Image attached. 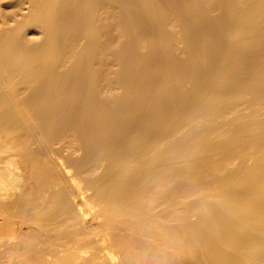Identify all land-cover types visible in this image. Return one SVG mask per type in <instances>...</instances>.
Instances as JSON below:
<instances>
[{"label":"bare ground","instance_id":"obj_1","mask_svg":"<svg viewBox=\"0 0 264 264\" xmlns=\"http://www.w3.org/2000/svg\"><path fill=\"white\" fill-rule=\"evenodd\" d=\"M31 8V14L15 26L0 18V138L7 128L28 127L31 133L41 134L37 147L28 151L36 163L45 160L38 157L40 153H48L45 158L54 162L58 173L49 176L42 171L39 181L44 192L31 194L35 203L20 212L25 220L9 215L12 235L7 242L0 243V250L4 246L0 261L9 253L8 264H177L179 255L186 259L196 257L197 264H264V141L261 139L249 148L245 144L231 146L229 137L221 144L217 142L219 145L216 141L211 145L212 139L205 138L222 129L227 131L228 127L243 128L245 123L233 125L225 117L219 123L210 119L223 116L220 113L230 108L234 111L246 96L264 90V86L249 84L253 79L264 78V0H31ZM217 9H220L218 14L203 15L205 11L213 14ZM171 18L182 24L193 19L194 35L191 32L187 35L193 38L188 39L192 42L191 56L204 61L201 64L187 58L186 63L179 57L174 58L168 50L173 68L169 65L167 77L162 70L154 72L155 69L152 75L147 68L154 62L166 61V51L161 59L163 50L153 45L154 52L159 54L150 60V54H146L149 57L143 62V58L139 61L135 55L154 40L158 43L175 39L173 29H169ZM32 25L43 27L44 37L38 42L27 37ZM113 28L126 38L122 42L118 40L120 43L116 41L118 45L114 44V39L119 37L114 38ZM82 39H85L83 44ZM168 41L164 44H169L167 47L172 44H167ZM113 49L118 51L115 55ZM110 53L115 58L117 55L124 65L116 79L110 77V69L106 75L104 68L99 67L100 63L106 64ZM259 66L261 69L257 70ZM204 77L215 78L213 84L234 80L235 85H217L202 92L206 102L193 101L195 105L187 106L194 94L188 93L191 95L188 97L185 87ZM113 80L121 85L123 92H113L116 90ZM158 85L160 89L172 85L175 90L161 89L164 92L159 94L161 91L156 93ZM230 90L235 93L234 100L224 101L222 92ZM220 94L223 100L219 98V103H207L208 97L216 99ZM254 99L262 103L259 97ZM151 103L156 106H149ZM179 111L183 118L187 112L192 117L189 119H208L213 123L203 121L204 124L188 130V127L184 129L186 120L182 118L184 122L174 121L176 125L170 128L160 126L164 119L175 117ZM182 128L190 131L186 134L188 139L184 136V139H175L179 130L183 132ZM260 132L264 137V128ZM67 133L70 141L83 151L82 155L71 158L59 154V148V152L56 147L57 152L54 151L52 145ZM257 135L245 139L251 140ZM206 139H210L208 144ZM162 141L169 144L163 147ZM193 145L200 147H195L200 150H195L199 156L203 149L213 152L218 148L224 158H238L248 153H253L255 158L251 163H241L225 179L222 175V179L211 181L206 170L219 171L224 169V164H210V168L202 157V162L200 157L194 161L191 155L196 153L189 152ZM52 154L58 156L56 161ZM185 154H191L188 158L193 157L194 162H179ZM7 159L0 167L3 203L7 195L16 194H10L11 191L7 194L8 189H17L23 184L21 174L14 170V162ZM230 181H237L239 189L223 188L222 193L218 189L229 201L219 200L221 204L217 202L204 209L207 203L203 198L194 207L200 210L202 207L204 216L199 219L190 216L179 226L172 223L173 217L179 215L181 195H189L197 186L217 190ZM91 188L97 199L89 205L98 206L102 216L108 215L97 226L87 222L86 212L76 199L75 189L87 200L86 193ZM157 203L169 208L168 217L165 216L168 220L158 218ZM116 229L123 233L111 241L109 234ZM97 235L105 244L103 254L88 249ZM162 247L173 251L163 252ZM106 256L109 263L104 261Z\"/></svg>","mask_w":264,"mask_h":264},{"label":"rangeland","instance_id":"obj_2","mask_svg":"<svg viewBox=\"0 0 264 264\" xmlns=\"http://www.w3.org/2000/svg\"><path fill=\"white\" fill-rule=\"evenodd\" d=\"M31 0H0V18L1 17H3L4 18V21L5 22H7V24H9V26L10 25H16V24H18L19 22H21L24 18H26L27 17V15H29V13L31 14ZM217 11H219L220 12V9H217L216 10V12H214L213 14L211 13V12H209V11H205V12H203V15L205 16V17H208V16H210V15H214V14H218L217 13ZM209 12V13H208ZM205 13V14H204ZM209 14V15H208ZM2 19V18H1ZM176 18H171V22L169 23V24H171L170 25V27H172V28H169V29H173L172 31H174V33H175V39H169L171 42H169L168 40H166V41H168L167 42V44L168 43H172L171 44V46L173 47V48H175L176 50H174L171 46H169V47H167L168 45H164L165 44V42L166 41H161V42H158V43H156L155 42V40H154V42L156 43V45L155 44H153L152 42V44H151V46H150V44H146L148 47H146L147 48V50H146V48H144L145 50H143L142 49V47H141V51H140V53H138V54H136L135 55V57H137V59L140 61L142 58H143V60H141V62H143V61H146L147 60V57H149L148 55L150 54V57H149V60H150V58H155L156 57V55L157 54H159V53H155L154 51V47H152L153 45L154 46H156V47H159L160 49H162L163 51H161L162 53H163V56H159V58L161 57V59H163L165 56H164V52H165V54H167V57H165L166 59H164V60H166V61H162L161 59V62L159 61V63H158V61H157V63L158 64H154V68L152 67V65L150 64V66L152 67V68H147V70L149 71V72H151V74H152V72L154 71V69H155V71L154 72H156L157 70L158 71H160V70H162L163 71V73L165 74V76H166V74L167 73H169V70L170 69H168V67H169V65H170V67L169 68H173L172 66H174V65H172L171 66V64H172V60H171V58L169 57L170 55L168 54L169 52H170V54H172V56L173 55H175V57L174 58H178L179 57V59H180V61L183 59L184 60V62L186 61V63H188L189 62V60L190 59H192V61H193V58H194V62H197V63H201V64H203V61H204V59L203 58H201V57H196V56H191L192 55V53H191V50H190V47H191V45H190V40H188V39H191V37H192V35L191 34H193L194 32H192V31H194V27H195V23H194V21H193V19H192V21H187V23L185 24V22L182 24L181 22H179L178 20L176 21V22H178L177 24H176ZM193 22V23H192ZM179 23H181L180 25H178ZM33 26V27H32ZM32 26H30L29 28H28V32H27V37L31 40V41H35V42H38L39 40H41L43 37H44V30H43V27L42 26H38V25H32ZM36 26V27H35ZM174 26V27H173ZM184 27H185V29H187V32H185L186 30L184 29ZM182 28V29H181ZM116 29V28H115ZM114 28H113V30H112V34L113 35H115L114 36V38H116V37H119V39H114L115 40V42H114V44H117L118 45V43H116V41H125L126 40V38L124 37V38H122L123 36H122V34H121V32L117 29V30H115ZM115 31H116V33H115ZM120 34H119V33ZM182 32H184L185 33V35L184 34H182ZM188 32H191V36L189 37V36H187L189 33ZM118 35V36H117ZM194 35V34H193ZM231 33H229V36L231 37ZM120 36H121V38H120ZM183 36V37H182ZM186 36V37H185ZM121 39V40H120ZM193 39V38H192ZM191 39V40H192ZM101 40H104V37H103V39L101 38ZM173 40V41H172ZM83 41V42H82ZM118 41V42H119ZM186 41V42H185ZM80 42H82L81 44H83L84 42H85V39H82ZM120 43V42H119ZM192 43V42H191ZM186 44V45H185ZM116 45V46H117ZM145 45V46H146ZM175 45V46H174ZM115 46V47H116ZM144 46V47H145ZM161 46V47H160ZM114 47V48H115ZM118 47V46H117ZM120 47L122 48V45H120ZM152 47V48H151ZM184 47H185V49H184ZM119 48V47H118ZM151 48V51L149 50ZM169 48V49H168ZM173 50H172V49ZM188 48H189V50H188ZM167 49V50H166ZM117 50V49H116ZM115 50V51H116ZM121 49L119 48V51H120ZM153 50V51H152ZM165 50V51H164ZM168 50H169V52H168ZM171 50V51H170ZM115 51H114V49H113V52H114V55L116 54L115 53ZM158 51H160V50H158ZM186 51V52H185ZM116 52H118V51H116ZM150 52V53H149ZM151 52H152V54H153V57L151 56ZM160 52V53H161ZM175 52V53H174ZM143 53V54H142ZM177 53V54H176ZM190 53V54H189ZM146 54H148V55H146ZM113 55V53H110L108 56V58L106 57V64H103V63H100L99 64V67L100 68H104V70H103V72H105L106 73V71H109V69H110V74H112L110 77H118L117 75V73H119L120 72V70H122L123 68H124V65H123V67H122V64H120V61H119V58L117 59V55H116V58H115V56ZM145 55V56H144ZM155 55V56H154ZM162 55V54H161ZM177 55V56H176ZM189 55H190V57H189ZM138 57H140V58H138ZM146 57V58H145ZM157 58H158V56H157ZM189 60H188V59ZM195 58H197V59H195ZM200 58H201V60H200ZM178 59V60H179ZM186 59V60H185ZM203 59V60H202ZM182 60V61H183ZM196 60H199V61H196ZM188 61V62H187ZM171 64H170V63ZM102 64V65H101ZM168 64V65H167ZM167 65V66H166ZM108 68V70H106L107 68ZM166 68V69H165ZM144 69H145V67H144ZM152 69V70H151ZM163 69H165V70H167V72L165 71L164 72V70ZM259 69H261V67L259 66V68H257V70H259ZM119 70V71H118ZM162 71H161V76L162 77H165L164 75H163V73H162ZM139 72V71H138ZM138 72H136V73H138ZM153 72V73H154ZM108 73V74H109ZM109 74V75H110ZM116 74V75H115ZM155 74H160V73H155ZM105 75V74H104ZM103 75V76H104ZM106 75H107V73H106ZM105 75V76H106ZM108 75V76H109ZM115 75V76H114ZM152 75H154V74H152ZM168 75V74H167ZM167 77V76H166ZM113 78V79H114ZM208 78H210V77H207V79L204 77V80H198L196 83L193 81V82H190V83H188V85L190 86H188L187 85V87H185V88H187V89H185L186 90V93L188 94V93H190V94H194V96H193V98H192V101H190V102H188V103H186V105L188 106V104H190V106H192V105H195V104H192V102L193 101H195L194 103H198L200 100H203L204 102H206L205 100V97H204V99H203V93L202 92H205L206 90H211V89H213L215 86H217V85H221V86H225V87H231V86H234L235 85V81L234 80H224V81H222V80H220V82H218V83H215V84H213L214 83V81L213 80H215V78H213V77H211L210 79H208ZM213 78V79H212ZM116 79V78H115ZM118 80V79H117ZM206 80V81H205ZM208 80V81H207ZM211 80V81H210ZM114 81V85H116V86H119L120 84L117 82V84H119V85H117L116 84V82H115V80H113ZM200 82V83H199ZM192 83H193V85H192ZM251 83H253L252 85L254 86V87H261V86H264V78H256V79H253V80H251V81H249V84L251 85ZM198 84V85H197ZM234 84V85H233ZM160 85H162V84H160ZM160 85H158V87H156V89H158L159 88V86ZM163 85H164V83H163ZM191 85L193 86V87H191ZM114 87L113 86V88H116V90H112L113 92H116L117 91V93H121L120 92V90L123 92V89H122V87H121V85L117 88V87ZM157 86V85H156ZM172 85H169V86H164V87H166V88H164L163 86V88L161 87V89L163 90H165V89H168V88H170V90H175V88H173V87H171ZM174 86H177V85H174ZM120 88V89H119ZM171 88H173V89H171ZM190 88V89H189ZM155 88H154V90H156ZM161 89L159 88L158 90L159 91H155L156 93H158V92H160L161 91ZM185 90H183L182 91V93H183V95L185 94L186 95V93H184V91ZM167 90H165V92H166ZM190 91H192V92H190ZM194 91V92H193ZM201 91V92H200ZM263 91L264 90H261L260 92H258V94L257 95H248V96H246V97H248V98H246V99H248V100H246L245 98L243 99V101L242 102H240V103H238L239 105H237L236 106V108L234 109V111H232L233 109L232 108H230L231 109V111L229 112V110H227L228 111V113H226L227 111H224V112H221L220 114H226V115H224L223 114V116H222V118H220L221 116H220V114H219V116L220 117H216V116H214L215 118V120L214 119H210V120H212L214 123H219V119L222 121V119L225 117L226 119H224L225 121H227V122H229V123H233V125H234V123H237V124H240V123H242V124H244V126H243V128H239V129H235V128H226V130L227 131H223V130H225V129H222V130H219L217 133H214V134H209V135H206L207 137H205V136H203L202 137V139L205 141V139H204V137L205 138H210V139H212V140H210V139H206V144H208L207 142L210 140V143L209 144H211V142L213 143V142H215V144L216 145H219V144H221V142H223L224 141V139L225 138H230V141H228V143L231 145V146H233V147H237V146H239V145H241V144H245L247 147H249V148H253V147H255L258 143H260V141H261V139L264 141V137L263 136H260L258 133L264 128V105H262V104H264V93H263ZM105 92V91H104ZM164 92V91H163ZM163 92L161 91V93H159V94H163ZM228 92H230V93H228ZM228 92H222V93H224L223 95L225 96H223V95H219V97H217L216 96V99H214L213 97H206L208 100H207V103L208 104H210V105H216L217 103H219L220 101H219V98L220 99H222L223 100V98H224V101H226L227 99H229V101L234 97L235 98V96H234V92L233 91H228ZM182 93H181V96H182ZM201 93V94H200ZM234 93V94H233ZM190 94H188V97H190L191 95ZM261 94V95H260ZM185 95H184V97H185ZM190 95V96H189ZM202 95V96H201ZM207 95V94H206ZM209 95V94H208ZM233 95V96H232ZM259 95V96H258ZM205 96V95H204ZM213 96V95H212ZM215 96V95H214ZM223 96V98H221V97ZM252 96V97H251ZM263 96V97H262ZM186 97H187V95H186ZM250 97V98H249ZM254 97H259L260 99H261V102L262 103H259V102H257L256 101V99H254ZM218 98V99H217ZM234 98H233V100H234ZM246 101V102H245ZM253 101V102H252ZM260 101V100H259ZM250 102V103H249ZM255 103V104H254ZM241 104V105H240ZM153 104L151 103L149 106H152ZM257 105V106H256ZM154 107L156 106L155 104L153 105ZM152 106V107H153ZM256 107V108H255ZM258 107V108H257ZM261 107H263V108H261ZM234 108V107H233ZM250 108H253V109H250ZM260 108H261V110H260ZM237 109V110H236ZM244 109V110H243ZM258 109V110H257ZM236 110V111H235ZM239 110V111H238ZM252 110V111H251ZM247 111V112H246ZM251 111V112H250ZM262 111V112H261ZM184 112V111H183ZM186 112V111H185ZM239 112H241V113H239ZM245 112V113H244ZM257 114H256V113ZM182 114V112L180 113V111L178 112V113H176L175 115L177 116H175L177 119L175 120V119H172V118H175V117H173L172 116V118H168V119H164L162 122H161V127H163V129L164 128H170V126H175L176 125V122H184L183 121V119L184 120H186V122L183 124L184 125V129H185V127H188L187 129L188 130H191L192 129V127H195V126H197L198 124H208L209 123V121H208V119H206V120H204V119H200V120H193V119H191L192 117H191V115H189L187 112L186 113H183V114H185V117L183 118V116L181 115ZM263 114V115H262ZM260 115V116H259ZM187 117V118H186ZM189 117H191L190 119H189ZM183 118V119H182ZM254 118V119H253ZM189 119V120H188ZM229 119V120H228ZM202 120V121H201ZM174 121H176V122H174ZM203 121H204V123H203ZM212 121H210V123H213ZM224 121V122H225ZM232 121V122H231ZM234 121V122H233ZM206 122H208V123H206ZM224 122H223V124H224ZM226 122V123H227ZM209 123V124H210ZM225 123V124H226ZM222 124V123H221ZM237 124L235 125V127L237 126ZM214 125H216V124H214ZM219 124H217V126H218ZM233 125H231V124H229V126H232V127H234ZM227 126H228V123H227ZM190 127H191V129H190ZM186 129V132L183 130V128H182V130H183V132H182V130H181V132L182 133H180V130L176 133L177 135H175V139L177 138V139H181V138H183V136H184V138L186 137L187 139H188V132H190V131H188ZM235 129V130H234ZM223 132V133H222ZM225 132V133H224ZM184 133H185V135H184ZM192 133V132H191ZM221 133V134H220ZM261 133V132H260ZM69 134L70 133H67V134H65L64 136H62L61 138H59V139H57L56 141H55V143L52 145V148L53 149H55V147L58 149H60V153L59 154H62V156L63 155H68L69 157H73V158H76L77 156H80V155H82V153H83V151L81 150V149H78L75 145H74V143H72L71 141H70V139H69ZM187 134V135H186ZM258 134V135H257ZM189 135H190V133H189ZM210 135H212V137L210 136ZM227 135V136H226ZM250 135H257L255 138H253V139H245V138H247V137H249ZM42 135L41 134H39V133H31V131H30V129L28 128V127H24V128H7V129H5L4 131H3V135L1 136V138H0V157L2 158H0V167L1 166H3V164H4V160H5V162L8 160L7 158H9V160L10 161H13L14 163H13V166H14V170H16L15 172H19L18 174L20 175V177L21 178H23L22 180H23V184H21L22 186L19 188V187H17V189L15 188V190H14V188L13 189H8L6 192H7V194H9V191H11L10 192V194L11 193H16L14 196H9L8 197V195H7V197L5 198V203H3V202H1V194H0V243H2V242H7L6 240L8 239V236H10V235H12L11 234V232H10V229H9V226H8V220L10 219L9 218V215H11L13 218H15L16 220H20V221H22V220H25L24 219V217H22L21 216V214H20V212L21 211H23V209H25L26 207H28V206H31V205H33V203H35V197L34 198H32L33 196H34V194H40L41 192H44V190L42 189V185H41V180L39 181V178H40V175H41V173H42V171L43 170H45L46 172H48L47 174L50 176V175H53V173H55V172H57L58 173V170H57V168H56V165L54 164V162H52V161H50L49 159H46L45 157L46 156H48V155H46V154H48V153H40L39 155H38V157L40 158V159H45V160H39L38 162L39 163H36V161H35V159H33V155H31V153H29V151H30V148L32 149V147H34V148H36L37 147V142H38V140H39V138L41 137ZM174 136V135H173ZM178 136V137H177ZM181 136V137H180ZM209 136V137H208ZM190 137V136H189ZM183 138V139H184ZM228 138V139H229ZM170 139V138H169ZM173 139H174V137H173ZM172 138L170 139V141H172L173 140ZM182 139V140H183ZM164 140H166V141H169V140H167V139H164ZM201 140V139H200ZM166 141H162L161 143H163V147H164V144H169V143H166ZM169 141V142H170ZM262 141V142H263ZM219 144H218V143ZM214 144V147L216 146ZM228 144V145H229ZM199 145V144H198ZM198 145H193V146H191L190 148H189V150H188V148H187V150L192 154L193 152H195V150L196 151H200L199 149H200V147H198ZM203 145H204V143H203ZM202 145V146H203ZM212 145V144H211ZM197 146V147H196ZM199 148V149H196V148ZM33 148V149H34ZM57 149H55L54 151H56ZM59 149H58V152H59ZM216 149V148H215ZM29 150V151H28ZM201 150H202V148H201ZM205 151V149H203V152ZM209 151V150H208ZM57 152V151H56ZM189 152H187V153H189ZM202 151H201V155L199 156L196 152V154H188V155H186L183 159L181 158V160L179 161V162H181V163H183V161H184V163L186 162H194V161H196L195 159H198L199 157V161H201V157L202 158H204V159H206V161H208L207 163H209V166H208V164H207V166L208 167H210V164H212L211 166H213V165H215V163H220V162H222V164H224V169H222V170H219V171H215V169H212V170H206V176H208V179L210 178V180L211 181H217V179L216 178H218V180H219V178L222 176V175H224V179L227 177L226 176V174L227 175H230V174H232L233 172H234V170H236L237 168H238V166L241 164V163H243V162H247V163H251L252 161H253V159L255 158V155L253 154V153H248V154H246L245 156H241V157H238V158H235V157H232V158H224V156L222 155V152L221 151H218V148H217V151H213V152H211V151H209V152H207V151H205V153H203ZM220 152V153H219ZM186 153V152H185ZM202 153H203V155H202ZM199 154H200V152H199ZM52 155H54V154H52ZM56 155H58V153H56ZM56 155H54L55 157H53L52 156V158H56L55 159V161L57 160V157L58 156H56ZM193 156L192 158L194 159V161H191V159L189 160V156ZM50 156V155H49ZM184 156V155H183ZM71 157V158H72ZM4 158H6V159H4ZM189 161H188V160ZM203 159V160H204ZM186 160V161H185ZM2 161V162H1ZM59 161V160H58ZM198 161V160H197ZM202 162V161H201ZM3 163V164H2ZM180 163V164H181ZM204 163V162H203ZM182 165V164H181ZM180 165V166H181ZM205 165H206V163H205ZM183 166V165H182ZM180 167V168H182L181 170L182 171H184L183 169V167ZM185 167V166H184ZM17 168H18V170H17ZM211 168V167H210ZM72 171H74V169H75V167H73L72 166ZM13 170V171H14ZM233 171V172H232ZM68 175H70V174H67V176ZM79 176H82L81 174H79ZM226 176V177H225ZM61 177H62V175H60V179H61ZM221 179H222V177H221ZM86 180L84 179V182H85ZM70 184L71 185H74V182H72L71 180H70ZM226 183L227 182H225V184H223L224 185V187H223V185H221L222 187H220V188H217V190L216 189H212V188H210V189H208L207 188V186H204V187H202V186H197V187H195V189H194V187H193V192L192 193H190L189 195H183V197H182V195H181V197H180V199H179V205H178V207H177V211H178V213H179V215H177L176 217H173V220H172V223H174V224H176L177 226H179V225H181V224H183V223H185V221L188 219V217H190L191 216V218L193 219H199V218H197V217H202V216H204L205 215V213L203 212V211H205V210H202L203 208L201 207V210L200 209H196L194 206H196L195 204V202L196 201H200V200H202L203 198V200H205L204 202L205 203H207V204H205V205H207V207L206 208H204V209H209V207H212L213 205H215L214 203H217V204H221L222 203V201H223V203L224 202H226V200L228 199V201H229V198H227L228 196L227 195H223V194H221L222 192H223V188H224V190L225 189H229V188H231L232 187V189H234V190H238L239 189V183H237V181H234V182H229L230 184H228L227 183V185H226ZM238 185H237V184ZM229 185V186H228ZM20 186V185H19ZM225 186H226V188H225ZM87 187H90V186H87ZM206 187V188H205ZM222 188V189H221ZM236 188V189H235ZM198 189H200V190H198ZM208 189V190H207ZM220 190V192H219V190ZM231 189V190H232ZM18 190V191H17ZM198 190V191H197ZM22 192V193H21ZM75 192H76V199H77V201H78V203L82 206V208H83V210L86 212V215H87V222L89 223V224H91V222L92 223H94V225L95 226H97V224L96 223H98L99 221H101V220H103V219H107L108 218V215L107 214H104L103 216L100 214V212H99V207L98 206H94V205H89V202L90 201H93V200H95V199H97V197H96V195H95V191H94V189L93 188H91L86 194L88 195V197H87V200H85L83 197H82V195H80L79 194V191L77 190V189H75ZM1 193H3V191H1ZM9 194V195H10ZM25 194V195H24ZM33 196H32V195ZM92 194V195H91ZM27 195V196H26ZM93 195H94V197H93ZM224 197H223V196ZM6 196V195H5ZM4 196V197H5ZM31 196V197H30ZM225 196H227V197H225ZM8 198V199H7ZM219 200H221L220 202H219ZM98 202L100 203V201L98 200ZM203 202V203H204ZM193 203H194V205H193ZM102 204H105V202H102ZM204 205V206H205ZM94 206V207H93ZM197 207V206H196ZM167 210V211H166ZM168 210H169V208L166 206V205H164L163 203H157V204H155V213L157 214V216H158V218H160L161 220H168V219H166V217L165 216H167L168 217V213H166V212H168ZM208 210H206V212H207ZM166 213V214H165ZM204 213V214H203ZM196 217V218H195ZM190 218V219H191ZM105 222H102V224H104ZM98 229V228H97ZM192 233H195V231L194 230H192L191 231ZM121 233H123V231H120V230H118V229H116V230H114L112 233H110L109 234V239H111V241L112 240H114V238H117ZM4 240V241H3ZM93 240H94V242H93V244L91 245V248H88V249H90V250H97V251H99V253L100 254H103L104 252H105V249H104V242L102 241V239L100 238V236L99 235H97V236H93ZM106 243V242H105ZM2 247L4 248V246L2 245L1 246V250H3V251H1L2 253H4V249H2ZM164 247V246H163ZM162 247V249H161V251L164 249ZM164 251H166V252H172L173 250L171 249V248H166L165 247V249L163 250V252ZM165 252V253H166ZM175 253L177 252L176 250L174 251ZM179 252V251H178ZM89 254V253H88ZM177 255H178V253H177ZM4 260H1L0 261V264H8V259L10 258V255H9V253H7V254H5L4 255ZM177 258V264H194V261L196 260V257H193V258H191V259H186V258H183L181 255H179L178 257H176ZM194 258H195V260H194ZM80 260H82V257H80ZM104 261L105 262H107V263H109L110 261L108 260V257L106 256L105 258H104ZM196 263L195 264H197V261H195Z\"/></svg>","mask_w":264,"mask_h":264}]
</instances>
